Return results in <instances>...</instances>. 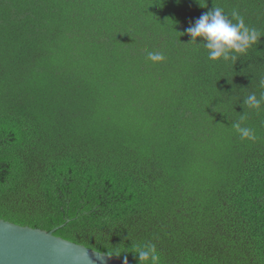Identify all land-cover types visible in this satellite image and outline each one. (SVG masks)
I'll list each match as a JSON object with an SVG mask.
<instances>
[{
	"label": "trees",
	"instance_id": "16d2710c",
	"mask_svg": "<svg viewBox=\"0 0 264 264\" xmlns=\"http://www.w3.org/2000/svg\"><path fill=\"white\" fill-rule=\"evenodd\" d=\"M213 7L264 33V0H0V220L131 264H264V36L210 61L186 29Z\"/></svg>",
	"mask_w": 264,
	"mask_h": 264
},
{
	"label": "clouds",
	"instance_id": "9594fccd",
	"mask_svg": "<svg viewBox=\"0 0 264 264\" xmlns=\"http://www.w3.org/2000/svg\"><path fill=\"white\" fill-rule=\"evenodd\" d=\"M230 17L225 14L223 8L213 7L202 14L193 26L186 29V33L191 37V43L198 45L197 38H200L201 45L207 50L208 59L212 62L231 60L234 63L240 55L246 54L264 36V33L256 28L246 26L243 17L236 10L230 13ZM147 58L156 63L164 61L165 55L162 52H148ZM260 86L264 88V79L260 80ZM243 103L250 109L260 110L264 104V92L259 98L254 93L248 95ZM244 120L245 117L241 115L239 121L232 124V128L239 134L241 140L255 141L257 137L254 130L242 126ZM121 254L122 252L115 251L107 256H121ZM135 256L138 257V264H159V255L153 244L138 245L135 248ZM77 259L89 258L84 256ZM124 264H127L126 256Z\"/></svg>",
	"mask_w": 264,
	"mask_h": 264
},
{
	"label": "water",
	"instance_id": "95a60500",
	"mask_svg": "<svg viewBox=\"0 0 264 264\" xmlns=\"http://www.w3.org/2000/svg\"><path fill=\"white\" fill-rule=\"evenodd\" d=\"M87 256L89 259H77ZM124 264L40 229L0 220V264ZM127 264H131L128 263Z\"/></svg>",
	"mask_w": 264,
	"mask_h": 264
}]
</instances>
